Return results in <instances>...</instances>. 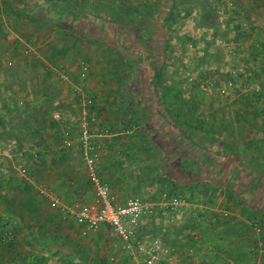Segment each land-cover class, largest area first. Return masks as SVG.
Returning a JSON list of instances; mask_svg holds the SVG:
<instances>
[{
    "label": "rangeland",
    "instance_id": "rangeland-1",
    "mask_svg": "<svg viewBox=\"0 0 264 264\" xmlns=\"http://www.w3.org/2000/svg\"><path fill=\"white\" fill-rule=\"evenodd\" d=\"M0 264H264V0H0Z\"/></svg>",
    "mask_w": 264,
    "mask_h": 264
},
{
    "label": "built area",
    "instance_id": "built-area-1",
    "mask_svg": "<svg viewBox=\"0 0 264 264\" xmlns=\"http://www.w3.org/2000/svg\"><path fill=\"white\" fill-rule=\"evenodd\" d=\"M85 135L83 145L85 158L89 163H93V157L91 154L95 150L94 141L90 140V135ZM92 174L99 202L97 204L82 203L80 206H72L73 208L68 209L67 212L75 214L81 222L86 223L88 230L96 229L100 225H108L119 231L122 235H125L123 218L127 212H132L139 208V201L131 200L128 203V208L121 207L117 203L118 194L108 184L105 182L103 183L94 172H92ZM38 188L45 194L49 195L52 193L47 187L41 186ZM54 200L55 202H58V199ZM138 215L139 213H136V216ZM84 233L87 234V230H85ZM150 262L152 263L153 260Z\"/></svg>",
    "mask_w": 264,
    "mask_h": 264
},
{
    "label": "trees",
    "instance_id": "trees-1",
    "mask_svg": "<svg viewBox=\"0 0 264 264\" xmlns=\"http://www.w3.org/2000/svg\"><path fill=\"white\" fill-rule=\"evenodd\" d=\"M57 21L60 22L59 19H57ZM96 22H100V27L103 28V30L100 32L101 38H100V36H97V39L104 40L103 37L105 38L106 34H109V33L113 34L116 31L120 32L121 24L117 23V21H109V20L105 21V20H102V19H97ZM64 26L67 27L66 25H64ZM70 26H72V23L70 24ZM94 32H95V30H91V31L88 30L85 35L88 36V37H91ZM82 34H83V32H82ZM165 140L167 141V136H166ZM166 141H165V143H166ZM165 143H160V142L157 141V144H158L159 148H162V150L167 148ZM177 148H181V146L180 147L178 146ZM226 149H228V148H226ZM232 160L233 159L229 157V159L227 158V160L224 161V164L220 162L219 165H221V166L230 165L229 161H232ZM216 167H217V165L213 166V168H216Z\"/></svg>",
    "mask_w": 264,
    "mask_h": 264
},
{
    "label": "crops",
    "instance_id": "crops-1",
    "mask_svg": "<svg viewBox=\"0 0 264 264\" xmlns=\"http://www.w3.org/2000/svg\"><path fill=\"white\" fill-rule=\"evenodd\" d=\"M157 146H158V144H156ZM183 147H184V145H183Z\"/></svg>",
    "mask_w": 264,
    "mask_h": 264
}]
</instances>
